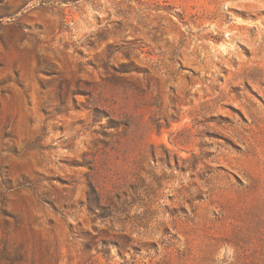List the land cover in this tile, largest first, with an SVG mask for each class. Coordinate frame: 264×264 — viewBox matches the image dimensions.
<instances>
[{
	"label": "rangeland",
	"instance_id": "obj_1",
	"mask_svg": "<svg viewBox=\"0 0 264 264\" xmlns=\"http://www.w3.org/2000/svg\"><path fill=\"white\" fill-rule=\"evenodd\" d=\"M0 264H264V0H0Z\"/></svg>",
	"mask_w": 264,
	"mask_h": 264
}]
</instances>
